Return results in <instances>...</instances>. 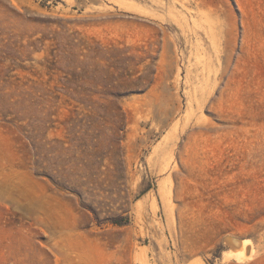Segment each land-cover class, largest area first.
Returning a JSON list of instances; mask_svg holds the SVG:
<instances>
[{
  "label": "rangeland",
  "instance_id": "rangeland-1",
  "mask_svg": "<svg viewBox=\"0 0 264 264\" xmlns=\"http://www.w3.org/2000/svg\"><path fill=\"white\" fill-rule=\"evenodd\" d=\"M0 264H264V0H0Z\"/></svg>",
  "mask_w": 264,
  "mask_h": 264
},
{
  "label": "bare ground",
  "instance_id": "bare-ground-1",
  "mask_svg": "<svg viewBox=\"0 0 264 264\" xmlns=\"http://www.w3.org/2000/svg\"><path fill=\"white\" fill-rule=\"evenodd\" d=\"M232 240H234V239H232ZM232 240H228V242H229V244H231L233 247H234V245L236 244V243H238V242H234V241H232ZM236 241V240H235ZM236 245H238V244H236Z\"/></svg>",
  "mask_w": 264,
  "mask_h": 264
},
{
  "label": "trees",
  "instance_id": "trees-1",
  "mask_svg": "<svg viewBox=\"0 0 264 264\" xmlns=\"http://www.w3.org/2000/svg\"><path fill=\"white\" fill-rule=\"evenodd\" d=\"M118 222H120V221H118Z\"/></svg>",
  "mask_w": 264,
  "mask_h": 264
}]
</instances>
